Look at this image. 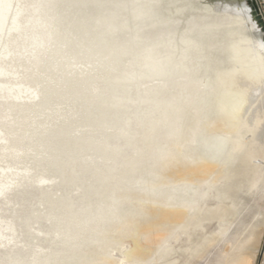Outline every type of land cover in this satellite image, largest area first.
<instances>
[{"label": "bare ground", "instance_id": "6f19581e", "mask_svg": "<svg viewBox=\"0 0 264 264\" xmlns=\"http://www.w3.org/2000/svg\"><path fill=\"white\" fill-rule=\"evenodd\" d=\"M9 1L11 0H0V13L5 16L12 5ZM61 1L37 0L39 20L36 27L42 29L43 33L40 32V36L33 40L34 46L30 50V65L20 64L27 71V80L23 83L26 87L33 89V103L27 106L12 103L5 108L6 113L3 116L4 126L1 129L22 136L16 152L18 156L23 157L22 160H28L24 162L23 169L27 174H39L53 169L52 173L57 178H55V182L59 184L74 183L78 171L73 162L79 155L83 157L81 159L92 163L96 174L99 175L100 182L106 181L111 176L112 165L107 164L105 159L110 158L117 162V154H120L118 153L120 149L109 143L110 135L114 134L118 138L124 137L128 134V126L134 118L138 120L149 118L152 123L168 128V138L176 139L173 140L174 142L167 140L159 143L156 150L158 156L164 157L173 153L180 158L189 155L202 162L198 166L181 172L182 180L186 181L177 183L167 198L179 205L169 209L158 208L155 212L158 217V226H163L165 221L178 222L187 216L189 207L195 199L198 184L196 179L199 177L214 172V180H218L221 176L227 175L228 180L222 189L220 198H229L238 183L243 180L249 184L251 189L261 183L264 176L262 168L264 167L256 165L254 160L258 157L264 158V47H262L264 41L257 23L251 16L250 8L244 0H201L199 6H195L198 13L191 17L193 22L190 25H183L175 31L157 29L163 21L172 16H181L187 8L194 10L193 6L188 4L187 8L176 7L172 8L173 11L168 12L166 6L174 5L177 2L175 3L174 0H162L161 2L159 0H131L128 3H120L118 1L110 7H101L98 13L88 17L89 23L86 24L87 16L78 17L71 6L62 8L59 5ZM256 1L259 6V0ZM83 4V0L75 1V5ZM209 14L215 16L210 18ZM216 16L225 17L227 21L220 22L219 17ZM193 24L197 26H193ZM124 31L129 32V37L125 43H121L115 36ZM216 31L222 33L221 37L227 43L216 52L211 53L209 57L199 60L195 66L205 77L202 88L182 91L178 97L174 96L170 99H159L155 96L135 98L126 95V88L139 87L145 79L164 78L190 70V48L203 51L206 42ZM152 32L154 33L153 37L149 35ZM44 33L49 36L53 45L70 49L74 60L90 57L93 54H102L103 61L101 60L98 66L91 65V71L98 69L101 73H105L109 70L114 73L118 71V74L116 73L112 77L111 75H101L106 80L104 85L96 84V78L90 77L84 80L83 88L97 96L106 95L111 101L108 100L114 104H129L124 105V110L127 108L126 112L124 111L123 114V111H120L121 114L116 113L112 119L104 118L102 122H93L92 124L91 121L87 124L79 122L80 124L75 127L74 124L69 126L70 122L68 121V126L64 125L65 120L62 121V118H65L72 110L68 108V105L84 97L70 91V87L67 86L69 77L64 75L65 69L52 66L45 57L47 54L45 51L43 53L32 52L36 46L41 45ZM86 36L90 42L82 45V38ZM186 42L191 43L187 44ZM117 52L128 54V60L122 62L116 59L114 55ZM18 54H22V52L12 55L11 58L14 59ZM119 71L121 72L119 73ZM63 83L66 84L61 87ZM117 85L123 88L121 94H117L115 91ZM60 87L63 92L60 91ZM209 87L211 90L208 91ZM194 93L197 95L196 102L208 106V108L204 107L199 111L198 118L202 123L201 129L195 132L192 129L190 132L193 116L187 117L186 102L192 98ZM212 96H215L219 102V107L216 110H213ZM68 102L69 104H67ZM116 104L115 106H118ZM81 108L76 111L79 110L80 113ZM74 110L73 108V112ZM73 112L71 111L72 114ZM58 121L63 122L64 125V128H59L61 131L65 129L64 132L72 133L74 137H84L85 135L90 141H98L103 149L91 152H83L81 149L82 152L78 153L68 144L56 146L57 141L54 143L55 139L53 140V138H57L59 135L53 137L49 133L52 135V139L44 135L53 131L57 127ZM95 126L100 131H104L99 137L95 135L98 131L94 128ZM66 143L68 142L66 141ZM12 151L15 152V148ZM3 152L5 157V151L3 150ZM64 153L66 156L63 155ZM20 161H16V163ZM65 162L69 166L67 171ZM104 167L107 168L106 171ZM41 176L43 175H38V177ZM137 181L142 183L148 195L154 197L160 195L167 184L152 170H149L146 176L138 178ZM93 186L92 182L87 185L90 189H95ZM10 187V185H0V192ZM115 201V198H112L111 202L107 203L96 193V197L87 200L85 205L73 209L75 202L61 195L59 207L51 212L53 218L58 222L55 231L69 237L71 240L64 239L63 243L71 245L76 244V238H82L80 231L90 232L94 236L98 235L108 229V223L111 220H121L123 216H127L129 210L121 209L120 204ZM229 209L224 207L221 210L218 215L220 221L225 220ZM214 212L210 211L205 215L215 218ZM90 223L93 224L90 225ZM73 225L78 228V232H73ZM83 239L85 241L88 239L98 240L97 237L87 238L86 235L83 236ZM72 250L67 255L52 252L43 257L35 256L29 262L19 259L13 261L16 264H61L65 258L67 262L63 264H79L80 254L74 249ZM147 253V249L136 237L134 247L126 251L124 255L128 258L144 257ZM246 261L247 259L243 260L242 264Z\"/></svg>", "mask_w": 264, "mask_h": 264}, {"label": "rangeland", "instance_id": "374dc122", "mask_svg": "<svg viewBox=\"0 0 264 264\" xmlns=\"http://www.w3.org/2000/svg\"><path fill=\"white\" fill-rule=\"evenodd\" d=\"M75 1L77 0H62L59 5L62 8H70L71 6L78 17L87 16L85 20L87 24L89 23L88 17L98 13L101 7H110L118 1L120 3H128L131 0H83L84 4L81 6L75 5ZM159 1L161 2L162 0ZM174 1L177 3L166 6L168 12L173 11L176 7L187 8L188 4L194 8L195 6L198 7L201 0ZM259 2V8L264 18V0H259ZM9 3L12 5L8 14L5 16L0 13V185L11 186L0 192V264H16L13 260L18 259L23 262H29L35 256L43 257L52 252L67 255L73 251L72 249L80 254L79 264H242L245 259L248 261L245 262L247 264H264V176L261 183L253 189L250 188L245 180L239 182L235 188L236 190L234 189L229 198H220L222 189L228 180L227 175L221 176L218 180H214V172L199 177L196 179L198 184L196 186L195 199L189 207L187 216L175 223L165 221L163 226L157 225L158 217L155 212L158 208L169 209L179 205L167 198L173 191V187L185 180H182L181 172L198 166L202 162L195 160L194 157L189 155H184L180 158L176 154L173 155V153L164 157L158 156L156 150L159 143L167 140L174 142L176 139L168 138V128L161 124L152 123L149 118L143 120L134 118L128 126V134L124 137L118 138L114 134L110 135L109 143L113 147L116 146V148L120 149L118 152L120 154L115 153L117 154V162L110 158L108 160L105 159L107 164L112 165L111 176L106 181L100 182L99 175L96 174L92 163L81 159L83 157L79 155L73 162L78 175L75 176V182L71 184L55 182L56 176L52 173L53 169L52 171L50 169L51 172L47 170L39 174H27L23 170L24 162L28 160H22L23 157L18 156L16 152L22 136L1 129V127L4 126L3 116L8 105L16 103L27 106L33 103L34 92L32 88L24 85L23 82L27 80V71L20 64L30 65V50L34 46L33 40L39 37V33H43V31L36 27L39 20L37 0H11ZM248 7L250 8V6ZM195 10L196 8L194 10L187 8L179 16L180 18L176 16L170 17L168 20L163 21L157 30L175 31L183 25H190L193 22L191 17L198 13V10ZM209 15L210 18L215 16ZM216 17L218 18L219 16ZM219 20L220 22L227 21L225 17H219ZM255 22L257 23L256 20ZM193 26L197 25L193 24ZM257 26L263 37L264 32L258 23ZM149 35L153 37L154 33L152 32ZM221 36L222 33L220 31L214 32L208 42H206V47L203 51L190 48V70L187 72L164 78L145 79L142 82L143 85L141 84L142 86L126 88V95L135 98L155 96L159 99H170L174 96L178 97L182 91H193L202 88L205 77L201 75V72L195 66L199 60L209 57L211 53L226 45L227 42ZM128 37L129 32L126 31L119 32L115 36L121 43H125ZM41 40L42 46H36L32 52L43 53L45 51L47 53L45 57L52 66L58 67V69H65L64 75L69 77L67 78V86L70 87V91L84 97L74 103H67L69 104L68 108L72 109V112L73 108L75 109L74 112L78 108L80 110L81 107L85 110L81 108L80 113L78 110L75 113L73 112V114L70 111V114L66 115L68 117L72 116L71 118L67 116L62 118V121L65 120L64 125L68 126L69 122V126H73V124L77 126L80 123L83 124V122L87 124L90 121L91 124L93 122H102L104 118L112 119L116 113L121 114L122 112L120 113V111H123V114L126 112L127 108L124 110V105L129 104L118 105L115 103L118 105L115 106L106 95L97 96L83 88L85 79L93 77L94 79L96 78V84L104 85L106 80L101 75H111L112 77L116 73L118 74V71L115 73L109 70L101 73L98 69L91 71V65L94 66L96 64L98 66L101 60L104 59L102 54H93L90 57L74 60L70 49L53 45L47 34L42 36ZM89 42L90 39L87 36L82 38V45H86ZM21 52L22 54H18L14 59L11 58L12 55ZM117 53L114 55L116 59L122 62L128 60V54L124 52ZM31 84H33L32 81ZM65 84L63 83L61 87ZM55 90L59 91L60 89ZM209 90H211L210 87ZM60 91L63 92L62 88ZM115 91L117 94H121L123 88L117 85L115 86ZM196 98L197 95L194 93L192 98L186 102L188 111H186V115L187 117L189 115L193 116L190 132L192 129L194 132L201 129L202 123L198 118L199 111L204 107L208 108V106L198 104ZM18 100L19 102H17ZM212 100L214 103L213 110H216L219 107V102L215 96H212ZM87 102L89 103L87 104ZM60 121L57 122V127L53 130L54 133L51 130L47 132L48 135H44L51 139L59 135L57 136L59 140L56 137L53 138V140L55 139L54 143L57 141L55 143L56 146L60 147L68 144L70 145L69 147L77 150L78 153L82 152V150L83 152H91L100 148L103 149L98 141H90L85 135L84 137H74L72 133L70 135L68 132H64L65 129L61 131L60 129L64 128V125ZM94 128L100 131L96 126ZM98 131H96L95 135L99 137L104 131L101 130V133ZM70 137L73 138L70 139ZM13 148H15V152L12 151ZM2 149L5 151V157ZM63 155L66 156L65 153ZM16 161L20 162L16 163ZM254 163L264 167V158L258 157L254 160ZM64 165L67 171L69 168L67 162ZM262 169L264 175V168ZM104 170L106 171L107 168L104 167ZM149 170H152L154 174L163 178V181L167 183L164 191L156 197L148 195L142 183L137 181L141 176H146ZM66 171L63 173L64 175ZM38 175L43 176L38 177ZM90 182L93 183L95 189L87 187ZM12 183L14 184L12 185ZM96 193L107 203L111 202L112 198H115V202L120 204L121 209L129 210L127 216H123L121 220H111L108 223V229L103 230L98 235L94 236L90 232L84 233V231H80L82 238H76V244L63 243V240L69 237L61 235L59 231H55L58 222L51 213L59 207L60 196L73 200L75 202L73 209H76L85 205V202L90 198H95ZM224 207L230 209L222 222L219 220L218 215ZM210 211H215V218L205 215ZM73 227V232H78V228L74 225ZM84 235L87 238L97 237L98 240L88 239L85 241L83 239ZM136 237L141 245L147 249L148 253L144 257L134 256L128 258L124 254L134 247ZM69 240L71 239L69 238ZM250 257L253 258L251 259ZM65 262L67 261L64 258L61 264Z\"/></svg>", "mask_w": 264, "mask_h": 264}, {"label": "water", "instance_id": "95a60500", "mask_svg": "<svg viewBox=\"0 0 264 264\" xmlns=\"http://www.w3.org/2000/svg\"><path fill=\"white\" fill-rule=\"evenodd\" d=\"M248 6H250L251 15L255 18L261 30L264 32V18L261 14L258 2L256 0H245ZM264 37V36H263Z\"/></svg>", "mask_w": 264, "mask_h": 264}, {"label": "snow or ice", "instance_id": "6c2138e0", "mask_svg": "<svg viewBox=\"0 0 264 264\" xmlns=\"http://www.w3.org/2000/svg\"><path fill=\"white\" fill-rule=\"evenodd\" d=\"M253 26H255V25H253ZM187 44H190L191 42H186ZM262 47H264V45H262Z\"/></svg>", "mask_w": 264, "mask_h": 264}]
</instances>
